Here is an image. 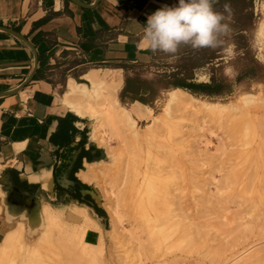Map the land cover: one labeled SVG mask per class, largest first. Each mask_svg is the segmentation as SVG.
Returning a JSON list of instances; mask_svg holds the SVG:
<instances>
[{
  "label": "rangeland",
  "instance_id": "obj_1",
  "mask_svg": "<svg viewBox=\"0 0 264 264\" xmlns=\"http://www.w3.org/2000/svg\"><path fill=\"white\" fill-rule=\"evenodd\" d=\"M236 6L234 18L224 14L230 31L218 47L225 48L223 64L206 71L207 78L213 74L232 83L233 91L224 97L194 96L224 104L240 99L248 114L238 110L230 119H216L186 111L178 116L173 107L178 117L171 129L162 125L152 134L156 118L165 119L168 94L145 104L149 107L120 102L122 106L117 99L120 86L115 106L127 109L135 120V141L128 135L124 141L109 130L91 140L93 120L85 116L80 140L86 154L65 191L36 190L33 199L0 183V204L10 192L29 197L37 208L31 226L25 214L16 215L6 230L16 228L29 249L52 235L56 239L49 250L36 248L28 257L40 264H225L232 253L244 251L233 261L243 264L248 255H264V0ZM120 73L123 83L126 75L154 77L138 64ZM69 77L91 86L75 72L56 67L52 81L60 98L69 89ZM105 92V84H99L97 97L102 99ZM74 193L88 196L106 218L73 199ZM49 209L61 216L63 226L52 223L43 230L42 215ZM151 225L155 228L149 229ZM150 230L165 236L159 246Z\"/></svg>",
  "mask_w": 264,
  "mask_h": 264
},
{
  "label": "crops",
  "instance_id": "obj_2",
  "mask_svg": "<svg viewBox=\"0 0 264 264\" xmlns=\"http://www.w3.org/2000/svg\"><path fill=\"white\" fill-rule=\"evenodd\" d=\"M177 2L0 0V183L8 191L32 197L33 191L56 193V184L65 189L70 183L83 129L81 117L63 104L65 92L61 98L56 93L52 81L56 67H65L88 82L90 73L122 76L124 64H138L154 76L169 71L168 67L186 52L181 56L153 53L141 46V37L150 14ZM219 59L223 64L224 55ZM157 64L162 66L158 68ZM98 65L104 67L84 70ZM209 67L206 63L194 68L193 80L208 82ZM202 72L200 78L198 73ZM72 80L67 78L66 89ZM13 177L28 189L18 187ZM2 203L0 244L13 231L6 230L11 218L29 215L36 207L31 200L15 194L7 195Z\"/></svg>",
  "mask_w": 264,
  "mask_h": 264
},
{
  "label": "bare ground",
  "instance_id": "obj_3",
  "mask_svg": "<svg viewBox=\"0 0 264 264\" xmlns=\"http://www.w3.org/2000/svg\"><path fill=\"white\" fill-rule=\"evenodd\" d=\"M87 77L91 84L90 87L92 89H90V87L85 84H79L72 80L68 86L69 89L63 95V104L72 113L81 117V119L86 116L87 118L93 120L92 122L93 129L90 138L91 140L98 139V135H97L98 132L104 133L105 130H109L111 131V134L115 135L116 137H121L123 135L121 138L124 141L127 135L130 136L131 141H135L137 137L136 127L134 124L135 120L130 117V115L127 112V109L122 108L121 110V108H119L118 105L115 106V103H117L116 91L121 86L122 83L121 76H113V75L109 76L107 74L101 75V74L90 73ZM101 83L105 84V90H106L105 95L104 97H102V99L97 97L96 94V88ZM80 107L83 108L84 112L80 110ZM173 107H175L178 110V116H181V114L186 111L189 112L192 111L193 113L196 114H204L206 116L216 119H221V118L230 119L229 114L231 112L238 110L244 111L245 113L248 114V111L243 108L240 99H237L233 103H225V104L215 103V102H204L191 96L182 89L175 88L168 92V99L163 113L165 119L163 120V122H159L160 120L156 118L155 122L151 124L150 129L152 134H155L158 128H160V126L162 125L165 126L167 129H171V126L174 125L175 123L174 119L178 117L174 115L175 113L173 114ZM78 175L83 180L86 177L84 170H80L78 172ZM14 194L15 193H10V192L7 193V195H14ZM25 198L31 200L29 197H25ZM36 212H37V208L35 207V209L31 211V214L29 215L25 214V216L29 221L30 226L32 225L31 224L32 219H34V217L36 216ZM52 223L57 224L58 227L64 225L61 216L58 215L53 210L49 209L46 210L42 215V220L40 224L43 226V230H45L46 227ZM153 228H155L154 225L149 226V229H153ZM9 232L10 233L6 234L2 243L0 244V264H40L38 262L40 260L36 261L34 260V257L33 259H31L30 257L27 256V253L35 250L36 248H37L36 250L38 249L43 251L49 250V248L52 247V244L55 243L56 241V239H54V236L52 235L45 244L40 243L38 241L36 246L34 245L32 246V248L29 249L26 248L20 241L19 236L17 234V230L9 231ZM150 233H151V238L154 237L156 238L155 241L156 246H159L162 243V241L165 239V236L160 233L155 234L151 230ZM89 245L90 242L88 243V246ZM244 253H245L244 251L242 253H238L237 255L230 253L231 255L228 257V261L225 264H235L236 262L233 263V261L238 259V257L242 256ZM12 254H14V256H11ZM261 261H264V255L259 256V255L251 254V256L248 255L244 258L243 264H261ZM41 264H47V263L44 262Z\"/></svg>",
  "mask_w": 264,
  "mask_h": 264
},
{
  "label": "trees",
  "instance_id": "obj_4",
  "mask_svg": "<svg viewBox=\"0 0 264 264\" xmlns=\"http://www.w3.org/2000/svg\"><path fill=\"white\" fill-rule=\"evenodd\" d=\"M247 1L248 0H217V3L214 4V9L223 14L227 13L231 18H234L233 16L237 12L236 5L240 3L244 4ZM225 4H228L230 6V12H225ZM182 47L177 55L181 56L182 53H186L183 54L184 56L179 57L180 60L178 62H176L174 65L171 64V67H168L169 71L164 70L162 72L156 73L155 76L151 79H146L135 75H126L123 86H121V90L119 89L120 92L118 90L119 95L117 92V99L119 98L118 102H130L131 105L139 103L142 106L149 107L145 104H153L163 92L166 91L167 95L170 90L175 88L182 89L186 92L188 91V93L190 92L191 95L193 94L192 96L196 95L208 97H224L232 93V83L225 82L224 79L215 77L213 74L210 75V79L208 82H196L195 80H193L194 76L192 70L194 68L204 66L206 63H208L210 69H212L211 71H213V66L215 64L219 65L221 60L217 59L221 55H217L216 51H219L220 48L217 47L215 49L194 50L189 46V48L187 47V50H182ZM131 66L132 64L121 65L124 71L130 70ZM73 118L77 117L73 116ZM81 145L82 141L80 140L79 146ZM85 154V150L81 149L75 166L71 170L70 179L74 178V173L81 167V161L83 157H85ZM13 180L21 189H28V185L19 182L16 177H13ZM55 190L56 192L65 191L64 188L60 187L57 184L55 185ZM72 198L77 199L80 202H86L94 208L99 216L106 218L104 210L96 206L88 196L82 198L79 193H74L72 194Z\"/></svg>",
  "mask_w": 264,
  "mask_h": 264
},
{
  "label": "clouds",
  "instance_id": "obj_5",
  "mask_svg": "<svg viewBox=\"0 0 264 264\" xmlns=\"http://www.w3.org/2000/svg\"><path fill=\"white\" fill-rule=\"evenodd\" d=\"M217 0H178L163 5L147 17L141 46L153 53L174 56L182 46L194 50L215 49L230 31L223 13L214 9ZM225 12L230 6L224 5Z\"/></svg>",
  "mask_w": 264,
  "mask_h": 264
}]
</instances>
